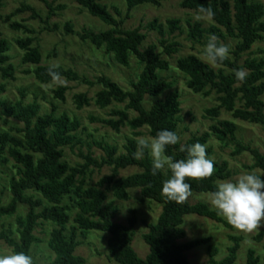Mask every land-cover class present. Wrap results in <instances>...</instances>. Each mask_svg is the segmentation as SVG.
<instances>
[{
  "label": "trees",
  "instance_id": "trees-1",
  "mask_svg": "<svg viewBox=\"0 0 264 264\" xmlns=\"http://www.w3.org/2000/svg\"><path fill=\"white\" fill-rule=\"evenodd\" d=\"M49 9L46 20L41 17L32 5L23 3L16 10L8 14L5 19L11 21L9 25L25 33L34 30L26 24L12 21L13 16L25 10L32 13L33 18H40L48 23V19L55 10L63 6H54L48 0H41ZM91 15L100 19L110 27L105 30L95 31L84 27L77 33L82 40L89 41L96 48H103L106 53L112 54L114 59L122 65H128L131 56H135L143 65L138 79L131 83V88L124 89L117 82L106 76L91 80L82 76L73 68L57 65L53 69L58 77L79 81L88 85H101L95 96V103L100 108H106L114 102L125 103L123 108L113 109L110 118L100 119L101 122L119 131L123 126L136 130L148 127L152 137L159 130L168 129L178 134L180 113L182 112L180 95L177 90H171L173 81L161 78V72L171 68L177 69L186 76V85L195 93L204 96L213 91L217 94L218 104L206 108L204 116L216 119L222 109L231 112L236 119L258 123L264 126V58L247 57L240 62L242 55L250 52L253 45L264 37V4L250 2L249 0H182L181 6L198 13L209 14L214 22L209 29L203 28L201 22L190 24V36L200 40L204 33L225 34L237 39L232 50L233 57L218 63L220 67L213 68L195 54L181 56L176 60V65L162 57L163 53L171 55L179 50V43L168 41L165 38L166 30L157 19L149 22L147 28L158 30L161 39L159 44L163 52L157 51V44H149L142 48L147 34L141 27L125 29L124 19H117L103 0H76ZM127 10L125 17H130V12L143 4L160 5L161 0H125ZM2 0H0L1 4ZM117 14L121 15L118 7H114ZM1 18V15H0ZM169 32L173 33L179 28V19L167 21ZM53 28H57L55 25ZM46 29V28H45ZM66 32H74L73 25L65 24ZM35 37L27 35L17 38L15 43L23 50L22 63L34 65L27 73H33L39 83L53 82L49 73L51 65L41 64L43 54L34 44ZM9 43L0 39V71L4 79H15V69L10 63ZM248 70L243 81L237 80L234 70ZM68 86L59 84L54 89V97L65 101V92ZM171 90V91H170ZM6 91V83L0 82V95ZM166 91L169 93L159 97ZM155 98L147 107L145 100ZM77 108L90 104L86 93H78L74 97ZM240 103V105H238ZM49 113L40 114V104L36 101L24 103L19 99L7 103L0 99V158L8 161L11 158L16 168V175L9 180L11 197L8 203L3 202L0 193V217L13 216L20 205H26L24 214L16 215V234L11 228L0 230V240L6 242L12 251H26L32 255V247L39 242L35 230L41 221L51 222L55 226L50 231L48 246L54 257L48 264H87L82 255L75 253L80 244L79 231L98 230L108 232V253L110 259L119 264H189L187 251L199 245L207 246L209 259L204 264H233L240 248V236L230 235L233 244L228 248V254L222 259H216L218 248L211 243V237H199L180 242L187 235L183 226L185 216L197 214L208 217L229 226L217 209H212L204 201L190 202V196L183 202L177 203L169 200L162 194L163 182L170 173L151 171V157L144 152L139 159L134 157L137 151L136 139L128 138L125 152L118 153V147L106 142H98L105 154L96 158L91 152L81 153L84 162L70 165L64 159V146L70 145L73 149L81 139L74 133L81 123L77 118H71L66 112L59 116L55 114L56 106ZM136 115L131 117L129 111ZM4 116H11L20 122L23 127H14L7 130L2 127ZM117 117V118H116ZM96 120V118H92ZM237 124L234 120L223 119L213 123L209 130L193 135L187 141L176 145H169L166 153L174 159L184 158L186 152L180 151L181 144L185 148L196 142L206 144L211 136L216 137L223 144L234 141L233 155L248 151L254 163L251 168L262 170L264 177V152L249 144H243L236 139ZM13 131H15L13 133ZM139 132H135V135ZM208 153V152H207ZM110 166L112 173L101 177L96 184L87 185V178L95 169ZM138 166L140 171L118 177V170L128 166ZM231 171L226 161L214 160V172L204 179L186 178L191 185V194L195 192L213 193L219 180L230 177ZM139 188L142 198L151 199L162 204V211L156 222L147 223L148 231L143 234L145 243L149 246V253L143 258L138 255L132 243L135 236L137 223L136 210H131L127 223L115 220L119 211L114 201H107L109 191L119 200L130 198V190ZM75 214L72 216V211ZM70 222H72L71 225ZM69 225V230L67 231ZM264 237V228L257 235V240ZM33 256V255H32ZM34 258V256H33ZM260 257L254 249H249L246 264H258ZM34 264L40 262L34 258Z\"/></svg>",
  "mask_w": 264,
  "mask_h": 264
},
{
  "label": "rangeland",
  "instance_id": "rangeland-1",
  "mask_svg": "<svg viewBox=\"0 0 264 264\" xmlns=\"http://www.w3.org/2000/svg\"><path fill=\"white\" fill-rule=\"evenodd\" d=\"M54 6L58 7L54 14L48 19V23L41 21L42 19L33 18L29 10L21 11L13 16L12 21L26 24L32 28L34 32L25 33L22 29L17 30L12 28L6 21L5 17L12 11L16 10L23 3L32 5L37 13L43 19L49 14V9L41 0H2L0 4V39H6L10 49V63L15 69V79H4L0 71V82L6 83V91L0 95V99L7 103H13L19 99H23L24 103L36 101L40 104V114L51 112L56 106L55 114L60 115L66 112L71 118H77L81 125L74 131L81 139V143H76L72 149L70 145L64 146V159L70 164L84 162L81 153L91 152L96 158H100L105 154L104 150L98 146V142H106L118 147V153L125 152V145L128 138H148L152 137L148 127L132 129L129 126H123L119 131L114 130L110 126L101 122L100 119L110 118L113 109L123 108L125 103L114 102L106 108H100L94 101L97 91L101 85H88L79 81L68 80L65 77L58 78L53 82L42 84L39 83L33 73H27L26 70L33 68L30 63H22L21 50L15 43L17 38L31 35L35 37L34 44L38 46L43 54L41 64L46 65H61L67 68H73L82 76H86L91 80H96L100 76H106L117 82L124 89L131 88V83L138 79L143 65L138 62L135 56H131L128 65H122L117 62L112 54L106 53L103 48H96L89 41L82 40L77 34L82 32L84 27L101 31L108 29L110 26L103 23L97 17L91 15L86 9L82 8L76 0H48ZM182 0H161L160 5L143 4L135 7L130 12V17L126 18L127 5L125 0H103L110 11L117 19H124L123 27L132 29L141 27L142 31L147 34V37L142 45V48L149 44H157V51L163 52V47L159 44L161 35L159 31L150 30L147 24L154 19H157L163 24L168 41L179 43V50L171 55L162 54L172 66L176 65V60L181 56L195 54L201 59L203 47L207 42L210 34L205 32L203 37L198 40L190 36V24L198 21L202 23V27L209 29L214 22L209 14L198 13L194 10L184 8L180 2ZM250 2H261L264 0H249ZM114 7H118L121 15L117 14ZM170 19H179V28L173 33L169 32L167 21ZM264 23V17H263ZM69 22L73 25L74 32L68 33L65 29V24ZM57 25V28H53ZM46 28V29H45ZM224 36L215 33L218 42H222L229 46L230 53L228 58H232V50L236 45L237 39L225 34L223 29H220ZM247 57H263L264 58V37L257 41L250 52L242 55L240 62L243 63ZM204 60V59H203ZM216 65L214 68H218ZM248 72V70H245ZM161 78L174 82L171 90H177L180 95L182 112L180 113V122L178 124V134L180 141L184 143L193 135H200L209 130L210 126L218 120L230 119L237 124L236 139L243 144H249L254 148H258L264 152V126L258 123L236 119L231 112L225 109L221 110L220 115L216 119L204 116L205 109L218 104L217 94L213 91L210 95L204 96L201 93H195L186 85V76L177 69L171 68L168 71L161 72ZM59 84L67 85L69 88L65 92V101H61L54 97V89ZM170 90V91H171ZM78 93H86L90 98V104L82 108H77L74 97ZM169 91H166L159 97L164 98ZM264 100V94L262 96ZM155 98H147L145 105L149 107ZM240 105V103H238ZM130 116L136 115L133 110L129 111ZM92 118H96L93 120ZM117 118V117H116ZM2 127L7 130H14V127H23V122L18 121L14 117L4 116ZM15 131H13L14 133ZM135 132H139L135 135ZM206 154L213 160L220 162L226 161L228 168L231 171L230 177L219 180L218 183L225 180H234L242 172H255L257 175L263 174L259 168H251L254 159L250 152L243 151L240 154L233 155L235 149L234 141L229 144H223L216 137L211 136L206 143ZM208 152V153H207ZM144 155V154H143ZM142 155V156H143ZM141 156V157H142ZM14 161L9 158L8 161H3L0 158V193L3 195V202L8 203L11 197L9 190V180L11 176L16 175V168L13 165ZM138 166H128L118 170V177H125L132 173L140 171ZM112 173L110 166H104L101 169H95L87 178V185H94L103 176ZM107 193V201H114L119 211L116 214L115 220L121 223H127L131 215V210H136L137 223L135 225V236L133 239V247L140 257H145L149 253V246L143 239V234L148 231L147 223L156 222L159 214L162 211V204L151 199L142 198L139 188L130 190V198L127 200H119L109 191ZM212 193L195 192L190 196V202L204 201L212 209H216L211 203ZM27 210L26 205H20L17 213L13 216L0 217V230L2 228H11L16 234V215L24 214ZM75 214V210L71 215ZM224 218V217H223ZM225 219V218H224ZM227 222V220L225 219ZM228 223V222H227ZM70 222L69 225H71ZM229 224V223H228ZM69 225L67 231L69 230ZM55 225L51 222L41 221L35 230V234L39 238L32 247V255L40 264H48L54 257V253L48 246L50 231ZM184 228L187 235L180 242L199 237H211V243L218 248L216 259H222L228 254V248L233 244L230 235L240 236V248L237 252L236 261L233 264H246L249 249H254L256 255L260 257L258 264H264V237L262 240H257V233L264 228H256L252 232H245L232 226L217 222L208 217L197 214H188L185 216ZM17 235V234H16ZM108 232L98 230L79 231L78 240L80 241L75 253L82 255L86 259L87 264H119L110 259L108 253ZM13 252L12 248L5 241L0 240V253ZM189 264H204L208 261L206 245H199L186 252Z\"/></svg>",
  "mask_w": 264,
  "mask_h": 264
},
{
  "label": "clouds",
  "instance_id": "clouds-1",
  "mask_svg": "<svg viewBox=\"0 0 264 264\" xmlns=\"http://www.w3.org/2000/svg\"><path fill=\"white\" fill-rule=\"evenodd\" d=\"M229 46L218 42L215 34H210L203 47L202 57L211 67H216L228 59ZM57 65L49 67L53 80L58 74L53 71ZM237 80L243 81L247 72L241 68L234 70ZM176 132L168 129L159 130L154 137L136 139L137 151L134 157L139 159L145 151L151 157V171L170 173L163 182L162 194L169 200L183 203L191 195V185L186 178L204 179L214 172V160L206 154V144L196 142L180 151L186 152L184 158L174 159L166 153L169 145L179 143ZM210 203L219 211L229 224L235 228L252 232L264 224V177L255 172H242L234 180H225L216 185ZM0 264H34L33 256L26 251L0 253Z\"/></svg>",
  "mask_w": 264,
  "mask_h": 264
}]
</instances>
